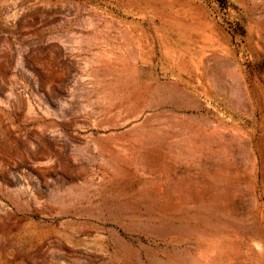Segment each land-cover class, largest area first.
<instances>
[{
	"label": "rangeland",
	"instance_id": "rangeland-1",
	"mask_svg": "<svg viewBox=\"0 0 264 264\" xmlns=\"http://www.w3.org/2000/svg\"><path fill=\"white\" fill-rule=\"evenodd\" d=\"M0 264H264V0H0Z\"/></svg>",
	"mask_w": 264,
	"mask_h": 264
}]
</instances>
